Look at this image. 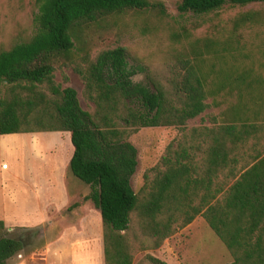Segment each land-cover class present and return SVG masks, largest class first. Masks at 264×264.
Returning a JSON list of instances; mask_svg holds the SVG:
<instances>
[{"label": "trees", "instance_id": "16d2710c", "mask_svg": "<svg viewBox=\"0 0 264 264\" xmlns=\"http://www.w3.org/2000/svg\"><path fill=\"white\" fill-rule=\"evenodd\" d=\"M35 3L33 35L0 47V135L70 134L68 171L90 188L84 200L101 216L106 264H133L138 250L161 248L199 216L227 248L231 264H264V37L258 57L236 46L240 30L264 26V11L236 17L225 41L190 42L158 76L126 47L93 52L103 37L119 36L147 12L166 17L161 2ZM256 3L264 0H181L179 12L210 15ZM64 68L82 79L93 113L82 109L74 89L56 83L55 73ZM138 75L144 80L136 81ZM209 108L221 112L208 125L186 129ZM166 127L183 135L136 192L139 157L130 137ZM5 230L0 220V233ZM25 248L0 236V264Z\"/></svg>", "mask_w": 264, "mask_h": 264}, {"label": "rangeland", "instance_id": "374dc122", "mask_svg": "<svg viewBox=\"0 0 264 264\" xmlns=\"http://www.w3.org/2000/svg\"><path fill=\"white\" fill-rule=\"evenodd\" d=\"M161 2L167 16L160 17L155 12H147L133 21L128 22L121 28L119 36L103 37L102 41L95 47L93 55L107 48L117 45L126 47L130 55L141 59L143 65L150 68L158 76L168 72V65L173 57L189 47L190 42L197 39L210 37L217 41H225L233 30V20L246 12L264 11L263 3L251 4L246 7L226 6L222 10L210 15H194L188 13L181 15L179 5L181 0H150ZM36 0H0V47L9 48L16 41L28 38L34 33L33 20L37 12ZM264 37V26L255 25L240 30L236 36L238 46L244 55L258 57L260 53V39ZM133 61L131 60V63ZM144 75H138L135 80H144ZM67 79V81L65 80ZM55 81L62 87L74 89L83 110L93 113L94 105L85 99L84 83L82 79L71 69L64 68L55 73ZM221 110L209 108L201 116L190 120L186 129L208 125L212 117L218 116ZM50 134V132H45ZM181 128H142L133 133L130 142L137 148L139 165L133 178V187L137 192L144 184V175L155 167L165 155L168 146L174 145L181 138ZM2 137V136H0ZM8 137V136H7ZM47 137V138H46ZM40 139L42 148L49 146L56 149L49 154L51 160H62L61 152L66 146L70 147V141L66 143L61 139L46 136ZM4 149L0 151V177L4 176L3 169L8 166L15 167L18 160L24 156L20 154L16 139L3 138ZM53 143V144H52ZM32 146L24 150L25 157H33ZM59 149V150H58ZM1 150V149H0ZM64 152V151H63ZM20 155H22L20 157ZM35 156V155H34ZM73 177V178H72ZM71 181L78 183L81 193L90 191L85 183L69 176ZM2 184V183H0ZM0 194V213L2 205L7 204ZM2 204V205H1ZM89 205L94 209L93 204ZM9 210V209H8ZM7 211V209H6ZM9 215H14L8 211ZM90 219L98 222L97 211H89ZM2 216V214H1ZM18 217L38 218L40 215L15 213ZM38 216V217H36ZM77 214L67 212L63 214H50L51 224H44L39 228H24L6 226V230L0 236L18 239L26 244V248L7 261V264H15L16 261L39 254L44 245L51 239L56 238L63 228L73 224ZM138 244L147 246V242L139 240ZM153 256L168 264H231L232 257L227 248L209 228L205 220L199 216L190 225L179 230L174 236L167 239L161 248L157 250H138L135 254L133 264H153L149 258Z\"/></svg>", "mask_w": 264, "mask_h": 264}, {"label": "crops", "instance_id": "0c3cea01", "mask_svg": "<svg viewBox=\"0 0 264 264\" xmlns=\"http://www.w3.org/2000/svg\"><path fill=\"white\" fill-rule=\"evenodd\" d=\"M46 136L59 138L65 143L67 140L71 142L70 134L62 132L0 137V151L5 146L3 138L12 137L16 139L15 147H19L20 154L23 153L24 156L17 161L15 167L6 165L8 169H3L7 172L0 177V194L7 204H1L0 220L4 221L6 226L34 229L46 223H53L50 214L59 215L70 211L77 214V217L73 224L63 228L56 238L47 242L39 254H33L28 259H24L20 254L22 259L15 264H106L101 216L89 205L90 201L84 200L89 192L80 193L78 183L69 178L72 175L68 166L74 148L70 143V147L66 146L60 154L62 160H51L49 154L57 148L56 145L39 147L40 139ZM30 145L33 157H25L24 150L28 146L30 148ZM90 210L97 211L98 222L94 223L90 219ZM8 211L14 215H9ZM15 213L40 216L32 219L15 216Z\"/></svg>", "mask_w": 264, "mask_h": 264}, {"label": "flooded vegetation", "instance_id": "af4514ba", "mask_svg": "<svg viewBox=\"0 0 264 264\" xmlns=\"http://www.w3.org/2000/svg\"><path fill=\"white\" fill-rule=\"evenodd\" d=\"M22 241V238L20 239ZM24 242V241H23Z\"/></svg>", "mask_w": 264, "mask_h": 264}]
</instances>
